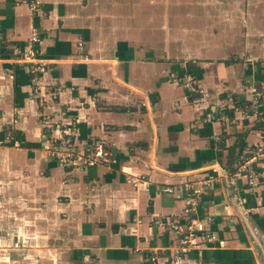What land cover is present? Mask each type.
I'll list each match as a JSON object with an SVG mask.
<instances>
[{
    "label": "crops",
    "instance_id": "obj_1",
    "mask_svg": "<svg viewBox=\"0 0 264 264\" xmlns=\"http://www.w3.org/2000/svg\"><path fill=\"white\" fill-rule=\"evenodd\" d=\"M35 1L0 0L6 236L31 264H174L176 226L192 225L216 238L183 264H264V163L254 185L237 169L264 142V0ZM47 122L75 123L114 157L49 160ZM186 182L203 191L194 208L186 190H160Z\"/></svg>",
    "mask_w": 264,
    "mask_h": 264
},
{
    "label": "built area",
    "instance_id": "obj_2",
    "mask_svg": "<svg viewBox=\"0 0 264 264\" xmlns=\"http://www.w3.org/2000/svg\"><path fill=\"white\" fill-rule=\"evenodd\" d=\"M31 2V3H30ZM30 6L36 9L37 2L30 0ZM40 39L39 32H34L32 42H38ZM36 51L34 48L28 50L25 54L28 60H33ZM44 67L40 65L33 66L32 72L43 71ZM177 79L181 84L190 92L196 93L199 88L195 84L194 77L190 74L177 75ZM263 96L262 94H256L247 108L253 115H259L261 112ZM210 118L215 119L212 114ZM45 144L44 150L49 160L54 161L67 168L82 170L89 169L98 164L109 163L114 157L113 149L102 140H91L82 142L80 140L78 130L75 123H59V122H47L46 129L43 134ZM254 163H264V142L260 143L256 147L250 149L245 157H242L237 162L238 174L245 176L248 179V183L254 185L257 176L260 174L259 170L254 168ZM139 179H137L138 181ZM136 181V183H137ZM204 186V183H203ZM160 190L164 193H173L176 190H186L191 193L188 196V203L190 208H194L203 198V191L197 188L194 182H186L184 186L174 188L172 186H161ZM173 225V222L170 223ZM179 231L178 246L174 252V264H183L184 257L193 250L201 249L208 245V243L214 241L215 234L199 233L192 225L183 228L176 226ZM198 235V236H197ZM152 261H156V257H152Z\"/></svg>",
    "mask_w": 264,
    "mask_h": 264
},
{
    "label": "rangeland",
    "instance_id": "obj_3",
    "mask_svg": "<svg viewBox=\"0 0 264 264\" xmlns=\"http://www.w3.org/2000/svg\"><path fill=\"white\" fill-rule=\"evenodd\" d=\"M11 155L9 154L8 157L10 158ZM0 158L1 160L6 159L4 156H1ZM12 170H14V168H12L11 165L9 171L12 172ZM7 171H5V173H7ZM12 180V175L10 174H8L6 178L4 177V169L0 164V187L3 189L9 188L10 190L9 186L12 184ZM1 200L2 198L0 197V264H31L30 258L32 255H28L27 252L29 245L25 243L24 246L21 242L14 239L13 237L9 238L6 236L13 230L12 218H14V212L11 209L3 210V208L12 207L13 203L3 202L2 204ZM4 216L6 218L5 220Z\"/></svg>",
    "mask_w": 264,
    "mask_h": 264
}]
</instances>
